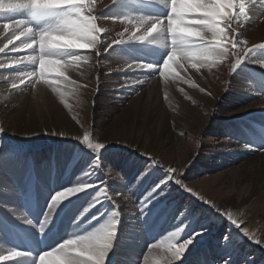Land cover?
Wrapping results in <instances>:
<instances>
[{"label": "rangeland", "instance_id": "374dc122", "mask_svg": "<svg viewBox=\"0 0 264 264\" xmlns=\"http://www.w3.org/2000/svg\"><path fill=\"white\" fill-rule=\"evenodd\" d=\"M172 2H174L173 4L176 3L173 0ZM143 5L149 9V6L145 5L144 2ZM164 5L167 6L168 4ZM192 6L193 4L186 5L187 13L195 8ZM243 10L239 11L240 15L245 14L243 13L245 10ZM218 12L227 14L229 10L227 11V8L218 6ZM75 13L83 15L78 9H75ZM160 13L164 15L163 17L168 15V12L165 15L166 10L164 13ZM80 17L82 18V16ZM163 24L166 28L168 27L167 40H165L166 43L164 41L163 47L167 48L168 52L176 51L177 44L173 43L176 38L168 31L169 26L167 21ZM33 25L36 28L38 26L37 24ZM33 25L29 27L31 32H33L32 29H35L30 42H26L23 45H15V36L7 40V43L12 41V46H14L10 48L8 53L6 51V59L10 62L3 63L4 65L0 67V82L3 80L7 81V84L0 86V94H7L6 87L8 83L16 82L22 77H25V79L20 86H23L26 82L25 86L27 88L25 90L30 91L19 94L14 106L15 108H18L29 98L40 102L42 98L39 95V91L45 92V95L48 94L47 92L59 93L60 96L66 91L68 103L66 101L60 107L64 110L71 128H66L63 125H54V123L50 122L51 120L46 119L47 117L43 119L38 118L36 122L21 120L18 126H12L14 130H19L21 128L20 124L23 122L24 124L22 125L24 127L31 126L27 130L29 132L28 135L34 141L40 138L45 145H41L40 143V145L36 146L35 142H33L34 144H19L13 138H5V136L0 140V166L1 162L5 161L7 163L15 162V164H18L16 162L20 158L23 162V165H19L21 169H29V180L31 181L32 177L37 179L34 182V187L32 181L30 186L26 185L28 188H31L32 195L30 193V196L20 194L19 197L20 199L23 198V200L26 199L25 197H29L32 201V206L38 203L37 210L33 216L34 219L31 220L34 223L33 225L37 226L36 229H38L36 232L38 235L37 245L32 244L30 237L24 235L20 229L14 228L12 223L6 221L0 213L1 224L10 233L12 240H14L12 244H17V248L20 250L22 248L28 254L26 250L27 246L21 242V239L28 240L29 238L30 242L28 244L31 250L38 255L43 253L42 250L44 252L50 251V247L59 245L77 234L79 228H74L71 224H74V219H78L79 213L88 212L90 214L89 221L91 222L89 227L92 231L105 224L110 218H114L117 221L114 245L107 256L106 264H124L127 261L132 264H139L140 261L144 264H160V260L166 261L165 264H264V213L257 211V206H252L251 203L246 205L240 214L236 215L237 217L233 216L229 211L223 212V209L221 210L219 207L220 213L225 214L222 215L214 211L208 204L202 203L197 198L192 197L190 193L183 191L174 182L163 186L161 189H157V192H159L166 187L165 195L157 196L156 199L148 197L149 192L165 178L166 172L164 170L171 167L175 170L173 175L184 176V183L186 187L194 191L193 195H198L205 198L206 201H211L215 205L222 206L226 197L232 196L233 193H223L226 187L224 180H215L211 184V179L219 177L220 174L227 170L235 169L237 165L242 163L243 159L241 158L244 155H239L236 152V149L233 147L234 143L243 142L247 143L248 146H252V142L255 144L253 136L243 139L241 133L230 129L229 120L224 118L226 117L224 114L214 113L215 111L212 110V112H208L205 110L208 109V105L206 106L204 101L201 102V100L197 99L189 101V99L193 98L191 97L193 93L198 94V91L202 88L198 81L195 80L197 77L196 72L190 71L195 69L201 71L202 64L205 65L203 68L206 69V66L208 67L209 65L208 63L205 64L207 60L206 56L188 55L186 57L177 51L176 55L165 66L164 58L167 54H159L157 52L159 51L158 48H156L157 51L152 49L146 52L147 47H158L160 45L158 42L157 44H152L146 41L142 45V48L145 49L142 50L141 48L136 53L125 45L118 46V50L115 48L117 45L113 44L115 51L113 55L111 54L112 57H107L113 50L108 47V43L99 45L97 49H89L83 44L67 47V54L58 60L62 61L63 65L67 67L69 75H75L76 78L54 72L45 74L40 68L41 60L44 56H41L43 48H41V41H39L38 36L48 35L46 31L48 33L51 31H49L50 27L38 31L35 26L32 28ZM240 28L241 26L236 22L233 29ZM238 31L236 30V34ZM227 33L230 34V31ZM55 36L57 35L55 34ZM188 36L196 37L194 35ZM221 36L223 35L221 34ZM64 39L66 38L64 37ZM192 40L193 45H197L195 46V50L203 46L201 45L203 39L199 38V36ZM211 42L214 41L211 40ZM211 42L208 41L206 43L209 45ZM236 46L237 44H233L234 49H237ZM33 48L37 49L35 51L36 54L33 53L34 56L30 55L33 65H31V68L23 71V69L19 68L22 66L19 60L25 58V56L21 54H25ZM243 50L244 48L237 52L239 54L233 58L226 56L230 61L231 69L242 60ZM125 54L131 58V63L124 67L122 66V68L121 65L112 66L110 60L112 62L115 59L122 60L124 57H127ZM95 55L97 58L104 56L103 59L107 63H103V59L100 60V63L99 61H95ZM213 56L210 55L209 60ZM13 59H15L14 62ZM93 61L94 65L96 63L95 66L99 71L103 70L100 73V81L103 83H99L97 89L86 81L87 74L90 76L94 75L95 78L98 77L97 72H92L93 68L87 69ZM243 64L244 61L233 73L231 69L225 72L215 68L214 71L220 79H223L224 74L229 75V80L226 79L229 82L233 80V82L237 83L243 79L249 82L252 80L256 81L258 77H253L252 70L244 67ZM137 65L139 66L137 67ZM244 73L246 74L244 75ZM43 75L47 76L48 86H42L40 83V85L38 83L31 84V81H35L36 77H42ZM49 75H52V77ZM119 78L132 79L133 83L119 84ZM116 80L117 82L114 83ZM176 80L184 83L170 84V82L172 84L176 83ZM43 83H45V79H43ZM100 85H104L105 91L109 90L108 92L116 93L113 102L103 98V96L102 99L106 103H97L95 101L97 95H100L102 90ZM171 87L187 92L190 98L188 99L187 95H183L184 100L192 102V105L196 109H199L203 115L201 121L205 122L207 119L206 122H201L199 126L192 127L189 124L188 117L184 113L174 115L175 118L170 123V130L172 131V138L170 137V140L166 139V137L159 140L152 126L141 130V132L139 129L135 131L132 127L133 124L130 123L132 121L127 118L126 114L123 116V109L132 100L141 95L149 97L156 94H164L165 98H167L169 92L172 90ZM132 88L138 89L136 94L130 90ZM125 93L133 94L134 96L128 98ZM216 96L215 98L220 101V96ZM164 101H170V98L162 99L161 101L168 110L171 102ZM0 102L7 101L0 98ZM227 105L228 102L220 103V107ZM102 106L110 109V112L106 114ZM7 107L8 105L4 106L5 109ZM101 118L105 119L103 124L100 120ZM3 126L0 123V128H4ZM108 126L110 128L116 127L114 128L115 130L111 129V132L109 130L106 132L105 128ZM10 131L13 133L12 129ZM0 133L2 134V132ZM81 140H87L93 144L101 142L106 144V146L97 154L81 143ZM257 152L259 153L260 151L258 150ZM262 153H264V146L262 147ZM48 158H51V160L47 161ZM150 161H155V163H150ZM45 162H50L48 169H46L47 164ZM39 167L45 168L43 173H40L42 175L41 179ZM78 179L87 181L90 187L80 193H73L71 196L65 198L66 200L63 199L56 205V207L64 205L56 218L57 223L61 219L60 217L64 215V211H66L63 216L64 218L62 217L63 220L59 226V231L56 232L54 228L56 227V223L51 229L55 231L51 234L50 230L48 232H45V230L40 231L39 228L44 226V215H48L49 212L52 214L55 210L50 207L54 196L58 192L66 191L70 187H77ZM19 182L20 180H17L16 185L19 186ZM41 185L44 186L43 189H40ZM48 191L50 192L49 194H47ZM237 194L238 199H241V192ZM33 195H35V198ZM153 195H156V193H153ZM45 198H48V200ZM74 207H77L76 214L78 215L69 212ZM30 209H24L25 214L29 215H27L29 220L31 216ZM42 212L45 213L43 217H40ZM227 213L230 219L234 218L233 223L238 222L241 228L248 230V236L244 235L243 231L231 224L227 219ZM8 225H12L10 230L8 229ZM135 225L137 229L132 232L131 230ZM47 227L50 228V226ZM201 228H206L207 231L203 235L195 236L193 242L185 249L179 259H173L172 250L169 249V245L178 246L186 239L192 237L193 233L198 232ZM44 235L48 237L46 238L48 244L43 238ZM249 237L252 238L250 239ZM135 240L141 242L140 247L142 249L137 254L138 259H131L127 255H124L129 248L125 246H138L139 244ZM256 240H260L261 243H256ZM39 242L42 250L38 244ZM119 258L122 259L121 262Z\"/></svg>", "mask_w": 264, "mask_h": 264}, {"label": "bare ground", "instance_id": "6f19581e", "mask_svg": "<svg viewBox=\"0 0 264 264\" xmlns=\"http://www.w3.org/2000/svg\"><path fill=\"white\" fill-rule=\"evenodd\" d=\"M144 1L145 0H115V2L112 3V0H93V11L92 13H90L91 15L113 17L110 19L101 18L96 21L98 26H102V28L104 26V29L106 30L100 36L101 29L96 26L95 22L90 17L85 16L83 10L78 7L83 6L84 8H87L89 0H0V7H15L32 10L48 9L51 12V14L49 15L36 17L32 15L31 11L20 13L0 12V67L4 65L3 63L10 62L8 61V59H6V56L10 48H12L14 45L12 46V41L7 43V40L11 39L10 37L15 36V45H23L26 42H30V40H32V34L34 35L35 29H32L33 32H31L29 27L33 24L38 25L37 28L35 25H33L32 27L34 28L35 26L36 30L38 31L43 30V28L47 27L48 29L50 27V33L45 30L47 34H51L54 36L56 34L58 38H60L59 43L53 45H49L45 41L43 52H41V56H44L41 60L43 61V63H41L40 65L41 70L45 74L54 72L66 74L69 77L76 78L75 75H69V70L65 65H63L62 61H58L67 54V47H75L84 44V46H87L89 49H97L99 45H105L106 43H108V47L111 45L110 48L113 49L112 52H110V55H113L115 48L118 49L117 47L120 45H126L136 53L139 51V49L142 48V45L146 41H127L124 43H114V41L117 40L126 41L128 35L130 34L129 32H125V29L129 28L130 25L124 22V17L127 16L129 19L139 17L160 18L164 16L160 12L164 13L165 10L166 12H168V5H164L165 7L163 6V4H168V0H149L153 3L152 5L155 6V10L145 8L143 5ZM181 1L182 0H176V3L173 5V14L170 15V18L167 20V24L169 20L174 21L172 27L175 28L176 34L173 36L174 38H176L175 41H177V43H175L177 44L175 52L178 51L180 54L186 57H188V55L206 56L207 60L205 61V64H209L208 67L206 66V69L203 68V66L205 67V65L202 64L201 71H197L196 69L190 71L193 73L196 72L197 77L195 78V80L198 81L200 86H202V88L200 87L201 89L204 88V91H198V94L193 93V95L191 96L193 98L191 99H189L190 95L187 92L183 91L182 89H176L175 87H171L172 90L169 92L167 98H165L164 94H156L155 96L149 97L141 95L140 97L132 100L128 104V106L123 109V116L126 114L127 118L132 121L130 123L133 124L132 127L135 129V131L136 129H139V131L141 132V130L148 129L152 126L153 131H156V137L158 136L159 140H162L165 137L166 139L168 138L170 140V137L172 138L170 123L171 120L175 118L174 115L184 113L186 117H188L189 124L192 127H197L199 126V123H205L207 120L206 119L205 122L201 121L203 115L200 113L199 109H196V107L192 105V102L184 100L185 95H187L189 101H192V99L201 100V102L204 101L206 106L208 105V109H205L208 112L215 111L214 113L217 112L221 115L224 114L226 116L224 118L229 120L228 124L230 126V129L241 133L243 135V139H248L253 136L255 138V144L254 142H252V146H248L247 143L243 142L234 143L233 147L236 149V152L239 155H244L241 158L243 159L242 163L237 165L235 169L227 170L224 173L220 174L219 177L211 179V184H213L215 180H224L226 187L224 188L223 193H233L232 196L226 197L225 202L222 204V206L219 205V207L221 208V210L223 209V212L229 211L233 216L237 217L236 215H239L241 210L246 205L251 203L252 206H257V211H261L262 213H264V153H262V147L264 146V66H262V64H264V0H223V3L222 0H216L218 2L214 0H183L182 3ZM188 4H193V6L195 7L193 8V10L189 11L190 14L186 12V5ZM156 6H158V8H156ZM218 6H222L225 9L227 8V11L229 10V13H219ZM61 7L62 9H60ZM75 9L80 10L83 15H78L77 13H75ZM241 9L245 10H243L244 12L242 11L245 14L241 12L243 15H240L239 11ZM80 16H82V18ZM24 18L27 19L30 24L26 20H23ZM236 22L241 26L240 29H236L239 30L237 34L236 30L233 29ZM167 28L164 24L162 25V41L158 42L160 45L158 47L154 46L153 48L147 47L146 52H149L152 49L156 50V48H158L159 51H156L159 52V54H168V49H165V47H163V44L166 43L165 40H167ZM229 31L230 34L227 33ZM121 32H124V36H118V33ZM221 34L223 36H221ZM181 35L185 37V42L183 45L179 43ZM188 35H194L196 37H189ZM198 36L199 38L203 39L201 44L203 46L198 50H195V46L197 45H193L194 43L193 40L191 41V39L198 38ZM38 37L39 41H41V36ZM64 37L66 39H64ZM211 40H213L214 42H211ZM208 41L211 42L209 45L206 43ZM113 44L117 46L113 48ZM233 44H237V49H234ZM242 48H244L242 52V59H244L243 65L244 67H248L252 70L253 77H258L256 81L252 80L254 79L252 76V79H250L252 81L250 82L243 79L239 80V82L237 83L233 82V80L231 82L226 81V79L229 80V75L226 74H224L223 79L218 78L214 69L216 68L225 72L230 71L231 64L226 56L233 58L234 56L239 54L237 52L241 51ZM143 49L145 48H142V50ZM36 50L37 49L33 48L31 51L29 50V52L21 54L24 55L25 58L19 60L20 65L22 64V66L19 68L23 69L24 71L32 67L31 65H33V60L31 56H34L33 53L36 54ZM110 55L108 54L107 57H112V55ZM125 55L127 57H124V59L122 60L115 59L113 62L112 60H110L112 66L121 65L122 68V66L124 67L125 65L131 63V58L128 57L127 54ZM210 55L214 56L209 60ZM103 58L104 56L101 58H97L95 55L94 60L99 61L100 63V60H102ZM14 60L15 59H13V62ZM102 62L105 64L107 63L105 59H103ZM95 65L93 61L91 66L87 67V69L93 68L92 72H97L98 77L95 78L94 75L90 76L86 73V81L88 84H91V86L97 89L99 87V83H103L102 81H100V73L103 70L99 71ZM245 74L246 73H244V75ZM49 76L52 77V75ZM24 79L25 77H22L19 78L16 82L13 81V83H8L6 87L8 95L0 94V98L7 101L3 103L0 102V119L5 123L4 124L3 121H0L1 126L4 125V128H2V134L0 133V140H2V137L5 136V138H13L19 144H34L33 142H35L36 146L40 145V143L41 145H43L44 142L41 141L40 138H37V140L34 141L28 135L29 132L27 130L31 128V126L24 127L22 125L24 124L23 122H21V128L19 130H14L12 126H18L21 120L36 122L38 118L43 119L44 117H47L46 119L49 121L51 120L50 122L54 123V125H63L66 126V128H71V124L67 119L64 110L60 107L66 101L68 103V100L66 99L67 94L65 91L62 96H60L59 93L52 92H47L48 94L45 95V92L39 91V95L42 98L40 102L28 97L29 99L22 103L18 108H15L14 106L16 104V99L19 97V94L27 93L28 91H30L25 90L27 88L25 86L26 82L23 84V86H20ZM43 79H45V83H43ZM118 80L119 84L133 83L132 79L119 78ZM47 82V76L43 75L42 77H36L35 81H31V84L40 83L42 86H48ZM116 82L117 80L114 81V83ZM180 83L184 82H180L178 80H176V83L173 84L170 82L171 85ZM2 84H7V81H1L0 86ZM100 86L102 87V90L100 92V95H97L95 101H97V103H106V101L102 99L103 96V98L113 102L114 95L116 93L108 92L109 90L105 91L104 85ZM130 90L134 91L136 94V91L138 89L132 88ZM125 95L128 96V98L134 96L133 94L126 93ZM216 95L220 96V101L215 98ZM169 98L170 101H164L171 102V105L167 110L163 105V102L161 103V101L162 99ZM222 102H228V107H220V103ZM6 105H8V107L5 109L4 106ZM102 108L105 109L106 114L110 112V109H108L107 107L102 106ZM52 118L55 120H53ZM100 120L102 121V124L105 122V119L101 118ZM6 122H8L10 126ZM115 127L113 126L110 128V126H108L105 128V131L108 132L109 130L111 132ZM10 129H12L13 133H11ZM258 150L260 151L259 153L257 152ZM18 159V162H16L18 164H15V162H1L0 213L4 216L6 221L12 223L14 228L20 229L21 232L24 233V235L30 237L32 240V244L37 245V226H34L33 222L31 224L25 222L29 220V218L27 217L28 214H25L24 209L31 208L32 201L29 197H25L26 199L24 200L23 198H19L20 194H27L28 196H30L31 188H28V186L31 185L32 181L34 187V182L37 179L32 177V180H29V169H21L19 165H23V162L20 160V158ZM50 160L51 158L47 159V161ZM45 163L47 164L46 169H48V165L50 164V162ZM44 170L45 168L39 167L40 179L42 176L40 173H43ZM14 171H16L17 173ZM17 180H20V184L18 183L19 186L16 185ZM43 187L44 186L41 185L40 189H43ZM239 192H241V199H238L237 193ZM49 193L50 192L48 191L47 194ZM46 200H48V198ZM63 206L59 205L58 207L54 208V212L50 217H48L49 224L47 223L43 226L45 232H48L50 230L51 234V229L52 227H54L55 223L56 227L54 228H57V224L59 222L57 223L56 218L61 212V208ZM76 211L77 207H74L70 209L69 212H72L74 215H78L76 214ZM44 213L45 212H42V214H40V217H43ZM47 216L48 215H44L43 220ZM63 216H61L60 218H62ZM78 216V219H74V224H71L72 227L79 228L75 236L85 235L88 232L92 231V229H90L89 227V224L91 223L89 221L90 214L88 212H82L79 213ZM30 220H32V218H30ZM47 226H50V228H48ZM40 229L41 228H39V230ZM135 229H137L136 225L134 226V228H132L131 231L134 232ZM41 234L43 235V233ZM134 236L136 237V235ZM43 238L45 239V241H47L48 244V240L46 239L48 237H45L44 235ZM22 239L21 242L23 244H26V250L28 254L25 250H22V248L21 250L17 248V244H12L14 240H12L10 233L6 231V228L0 222V255H4L14 250H18L23 253V255H21L20 257L11 258L7 262V264H35L38 262L39 255L36 252L32 251L28 244V242H30V239ZM135 241L137 242V240ZM137 243L139 244L138 246H125L129 248L126 250V253L124 255H127L128 258L131 259H138L139 257L137 256V254L142 248L140 247L141 242ZM38 244L42 250L40 242ZM55 246L57 247L58 244ZM55 246L50 247V250L55 249ZM42 252H44V250H42ZM48 259L50 261L52 260V264H60L59 260L56 258L49 257ZM119 259L121 262L122 259ZM130 263L131 262L127 261L124 264ZM165 263L166 261L164 262L160 260V264ZM139 264L144 263L140 261Z\"/></svg>", "mask_w": 264, "mask_h": 264}, {"label": "snow or ice", "instance_id": "6c2138e0", "mask_svg": "<svg viewBox=\"0 0 264 264\" xmlns=\"http://www.w3.org/2000/svg\"><path fill=\"white\" fill-rule=\"evenodd\" d=\"M114 2H115V0H112V3H114ZM78 7H80L83 10L85 16L90 17L95 22L96 26L101 29V31H100V36H101V34L106 30L103 29L102 26H98L96 21L98 19H101V18L110 19L113 17H101V16H96V15H91L90 13H92V11H93V0H89V4H88L87 8H84L83 6H78ZM168 9H169L168 15L165 17H160V18L139 17V18L129 19L127 16H125L124 22H126L128 25H131V27H133V28L138 26L136 23L137 20L142 21L145 25H149V26L152 23H160L161 21H163V23H164L170 18V15L173 14L172 13V7H171V0H168ZM25 11H31V13L34 17L51 14L50 10H48V9L32 10V9H23V8H15V7H0V12H2V13H20V12H25ZM86 13H89V14H86ZM23 20H26L30 24V22L27 19L24 18ZM143 30H144V28L141 27V31H143ZM243 60L244 59L240 60L235 65V67H233L231 69L232 73L243 62ZM138 66L139 65H137V67ZM262 66H264V64H262ZM200 91L203 92L204 89H200ZM2 131H3V129L0 128V132H2ZM81 143L86 145L89 149H91L94 153H97V154H99L104 149V147L106 146V144L101 143V142H95V144H93V143H89L87 140H81ZM96 144H102L103 146L100 147L99 149H97L95 147ZM150 163H155V161H150ZM164 171L166 172L165 178L163 180H161L152 189L151 192H149L148 197H151L152 199H156L157 196L165 195L166 189H167L166 187L162 191H159V192H157V189H161L163 186L168 185L171 182H174L183 191L190 193V195L192 197L197 198L202 203L208 204L210 207L213 208L214 211H216L217 213H220L219 206L213 204L211 201H206L205 198L199 197L198 195H193L194 191L192 189L186 187V185L184 183V178H183L184 176L173 175L175 170L171 167L165 169ZM145 174H147V173H145ZM77 185H78L77 187H70L66 191L58 192L54 196L50 207L55 208L56 205L60 201L65 199L66 197L72 195L73 193H80V192L84 191L86 188L90 187V184L87 181L79 180V179L77 180ZM153 193H156V195H153ZM85 211H87V209H85ZM220 214L225 215L224 213H220ZM50 216H51V212H49L48 216L44 219L45 225L48 223V217H50ZM110 219L115 220L114 218H110ZM227 219L231 222L232 225L236 226L241 231H243L244 235H246V236L249 235L248 230L246 228H241V225L238 222L233 223L234 218L230 219L228 213H227ZM25 222L29 223V224L32 223L31 220H27ZM116 227H117V224H116ZM116 227H115V229H116ZM98 228H96V229H98ZM115 229H114V232H115ZM43 230L44 229L42 227L40 229V231H43ZM206 231H207L206 228H201L198 232H194L192 237H190L189 239H186L183 243H180L178 246L169 245V249L172 250V258L173 259H179L182 255V253L185 251V249H187L189 247V245L193 242V240L195 239V236L203 235V233ZM115 235H116V233L114 235H111V236L103 237L101 235V233H99V232L90 231L85 235H79V236H74V237L70 238V239L77 238V237L80 238L78 243L74 246H72V245L64 246V243H63L64 241H63L55 249L43 252L42 254L51 253V257L58 259L60 264H106L107 256H108L110 250L112 249V247L114 245ZM249 238L251 239L252 237H249ZM255 242L261 243L260 240H256ZM21 255H23V253L18 251V250H14V251L8 252L4 255H0V256L4 257V259H0V264H7V262L11 258L20 257ZM40 257H41V254L38 257L37 264H39Z\"/></svg>", "mask_w": 264, "mask_h": 264}, {"label": "clouds", "instance_id": "9594fccd", "mask_svg": "<svg viewBox=\"0 0 264 264\" xmlns=\"http://www.w3.org/2000/svg\"><path fill=\"white\" fill-rule=\"evenodd\" d=\"M137 27L133 28L130 27L125 29V32H129L130 34L127 37L126 41H121V40H117L114 41V43H123V42H127V41H138V42H145L148 41L149 43H157V42H161L162 41V35H163V29H162V24L163 21H161L160 23H152L150 26L149 25H145L142 21L137 20ZM169 24V29L168 31L171 32L173 35L176 34V30L175 28L172 27V25L174 24V21L169 20L168 21ZM141 27L144 28L143 31H141ZM118 36H124V32L118 33ZM59 39L57 36L48 34V35H41L40 40H41V48H43L45 46V41L47 42V44L49 45H53V44H57L59 43ZM185 42V37L183 35L180 36V40L179 43L181 45H183ZM173 43H177V41H173ZM111 47V45L109 46ZM176 55L175 51H169L167 56L164 58V65L167 66L168 62L170 60H172V58ZM41 63H43V61H41ZM149 67H151V65H149ZM102 144H96L95 147L97 149H99L100 147H102ZM117 221L116 220H111L109 219L105 224L101 225L98 229H95L94 232H99L101 233V235L103 237H107V236H111L114 235V229L116 227ZM79 237L77 238H73V239H68L65 240L64 246H69V245H76L79 241ZM51 257V253H47V254H41L40 260H39V264H52V260L50 261L48 258ZM0 259H4L3 256H0Z\"/></svg>", "mask_w": 264, "mask_h": 264}]
</instances>
